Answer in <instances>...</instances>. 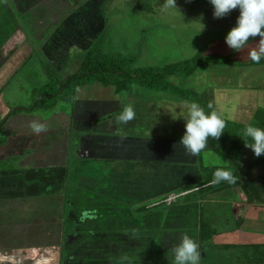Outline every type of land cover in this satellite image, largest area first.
<instances>
[{"label": "crops", "instance_id": "obj_1", "mask_svg": "<svg viewBox=\"0 0 264 264\" xmlns=\"http://www.w3.org/2000/svg\"><path fill=\"white\" fill-rule=\"evenodd\" d=\"M36 1L14 0L30 19L34 17L32 6ZM58 1L66 2L68 7L77 3L75 0ZM45 11L44 17L50 18L51 11ZM41 20L42 17L36 25L33 23V28L49 26L50 21ZM17 37L20 42L8 41L4 52L11 48L10 52L16 50L18 54L23 49V54L28 51V47L26 51L24 47L17 49L24 41L17 32L10 40ZM217 40L203 42L198 50L232 55L234 60L242 61L250 59L249 48L256 47L259 37L249 41L240 52L229 48L225 38ZM8 56L7 53L0 56V64L8 60L7 67L10 64L12 68L13 57ZM24 59L18 61L15 70ZM204 69L199 74L203 79L197 83L198 93L224 118L247 125L255 112L264 108V64H211ZM259 73L263 76L259 77ZM188 78L186 82H190ZM88 87L77 89L74 97L66 95L64 102L68 105L63 110L53 112V105L46 106L47 111L51 108L50 118L25 114L27 109H21L4 120L11 131L0 149L7 155L22 157L17 168L0 171V264H73L70 259L75 257L82 260L81 264H110L119 260L113 252L95 253L92 246L124 237V228L126 236L137 238L134 250L126 245V264H141L144 257L146 264H161V261L172 264V254L165 253H171L169 249L179 242L182 234H188L199 243L200 264L209 255L212 259H222L220 252L233 247H238L233 258L235 264H246L248 259L250 264H264V203L249 202L239 186L200 193L199 188L204 186L200 166H220L207 161L213 157V151H223L228 161L230 157L226 150L208 146L198 157L186 154L179 141L185 132L183 116L187 110L183 104L188 100L169 94L158 99L132 96L128 100L127 94L126 102L134 106L136 118L126 124L124 132L122 127L119 129L121 125L114 112L123 108L125 98L116 92L113 94L109 86L104 85L107 94L96 97L87 92L92 91ZM34 119L46 123L47 128L50 121L58 122L46 132L35 135L29 127ZM70 150L76 157L74 164L79 159L86 164L84 172L79 171L77 165L70 169ZM205 153L209 166L201 164ZM247 155H250L248 165H252L254 174L258 163L253 151ZM1 159L4 156L0 153ZM172 194L178 196L176 202L161 204L163 198ZM67 203L73 208L66 215ZM74 204L78 208H74ZM141 208L146 209L141 211ZM84 211L94 213V219L99 222H93L94 219L81 222L79 217ZM223 212L224 218L220 217ZM202 216L214 230L204 241L203 248ZM68 218L73 227L77 222L80 228L75 227L68 233V229L65 230ZM221 223L227 225L221 228ZM147 241L154 243L149 251L141 246ZM84 243H88L84 248L89 252H77ZM126 244L129 243L126 241Z\"/></svg>", "mask_w": 264, "mask_h": 264}, {"label": "rangeland", "instance_id": "obj_2", "mask_svg": "<svg viewBox=\"0 0 264 264\" xmlns=\"http://www.w3.org/2000/svg\"><path fill=\"white\" fill-rule=\"evenodd\" d=\"M49 1L51 2H48V0H37L32 6L34 8V17L30 19L26 11L17 7L14 0H0V56L4 57L5 53H7V56L12 53L13 57L10 60L13 65L12 68H10V64L7 67L8 60L0 64V146L6 142V138H8L11 131L4 124V120L7 118L6 116L16 113L17 109L26 110L24 108L32 106L25 111V114H42L50 118L51 108L50 111H47L45 109L46 105H53L55 107L53 112L67 107L68 104L64 102V97L65 94L74 96L71 93V86H68L65 91L56 97L46 98L44 101L41 100L38 105L36 104L40 93H51L55 89L54 85H52L53 80H63L68 74H74L78 71L89 48L93 51V57H97V55L102 57L101 53H107V57L116 56L122 59H126V56H132L135 60L134 63L130 64L131 68L149 65L164 66L192 58L201 51L198 48L203 42L204 44L212 43L218 38H225L230 29L235 26L239 16V9H236L223 18H214V9L209 0H176L177 9L168 10L162 8L164 0H75L77 3L72 4L70 7L65 5L66 2ZM32 7L30 6V9ZM45 10L51 11L50 18L44 17L43 13L46 12ZM41 17L43 22L46 21L48 23L50 21L49 26L33 28V23L36 25ZM202 25H204L203 30ZM15 32L21 35L24 40L17 49L20 47L23 49L24 47L26 51V47L29 48L24 54L22 52L24 49L19 51L21 54H18L16 50L10 52L12 48L8 51H3L8 41L11 43L20 42L18 37L14 41L10 40L15 35ZM30 50L33 51V54L29 53ZM100 50L101 53L99 52ZM28 53L30 56H28ZM203 53L209 54L205 53V51ZM11 55L8 57H11ZM25 57L26 59H24ZM21 59H24L21 63L22 65L20 64L19 69L15 70L14 67ZM201 70L206 69L199 67L188 78L190 82H186L187 77L183 73L178 74L180 77H168V80L182 88H190L199 92L197 83L203 79V75L199 76L200 72H202ZM260 76L263 75L259 73ZM184 83L188 84V86ZM88 86L87 89L92 88V91L87 92L96 97L102 93L107 94L102 85L96 82ZM109 88L113 94L116 92L114 84L109 85ZM118 94L123 99L125 98V100H122V104H124L122 107L126 103L129 104V102H126L127 94L130 96L128 100L132 96L134 98L152 97L158 99L159 96L166 94L171 95L173 98H182L171 91L153 89L138 83H132L127 90H123ZM122 109L114 112V116L117 117ZM57 122L50 121L48 129L56 126ZM119 126L120 130H122V127L124 129L122 131L126 132V124L119 123ZM3 150L0 149V153L4 156V159L0 160V171L17 168L22 155H7L4 153L5 150ZM251 151L249 149L246 152ZM72 154L73 151L70 150L68 160L70 169L77 165L79 171L84 172L86 164L82 163L80 159L77 164H74L76 157ZM212 155L213 157L207 160L205 159V154H203L201 164L207 166V161H212L210 164L220 166L232 164L230 158L228 161V157L223 151H213ZM217 155L222 160L217 159ZM248 160H250V155H247L246 159H244L243 168L245 170L250 165H248L250 162ZM200 167V170L205 173L203 166L201 165ZM255 170L256 172L253 175L256 174L262 179L264 177L263 166L258 163V168H255ZM131 172L134 173L136 170H131ZM69 175L72 174L70 173ZM177 198L176 194H172L163 198V203L172 204L176 202ZM137 204L141 205L140 202H137ZM73 206L78 208L76 204ZM71 208H73L72 205L67 203L66 215L69 212L71 213ZM220 214L222 218L226 215L224 212ZM97 220L94 219L93 222H99ZM224 225L226 226L227 224L221 223V228ZM75 227L76 229L80 228L77 222ZM75 227L72 226L69 218L65 221V230L68 229V233L69 230ZM124 229V237L115 239V242L102 243L100 241L101 243L98 242L96 244L98 247L93 245L91 250L95 253L109 252V254H112L113 252V255L116 256L115 258L119 260L110 261V264H126V260L121 259L126 256V245L134 250V243L137 238L134 235L126 236V228ZM126 241L129 244H126ZM77 244L79 245L80 243ZM86 244L88 243L83 244V248L78 247L77 252H89V249L84 248V246H87ZM153 245L152 241L141 244L142 248L144 250L147 249V251L152 249ZM138 246L140 245L138 244ZM237 250L238 247L223 249L220 252L222 259H212L209 258L211 257L209 255L208 258H203L202 264H235V259L233 260V258L238 253ZM165 254L169 256L171 253ZM154 255L157 257L156 252ZM71 259L70 262L74 261L73 264H81L79 261L82 262L81 259L77 260L76 257L73 260ZM146 260L147 258L144 257V260L141 259L140 263L146 264Z\"/></svg>", "mask_w": 264, "mask_h": 264}, {"label": "trees", "instance_id": "obj_3", "mask_svg": "<svg viewBox=\"0 0 264 264\" xmlns=\"http://www.w3.org/2000/svg\"><path fill=\"white\" fill-rule=\"evenodd\" d=\"M99 52L101 53V50ZM92 53V49L89 48L77 72L74 74H68L63 80H53L52 85H54L55 89L51 93H40V97L38 98L36 105H38L41 100L44 101L46 98L49 99L56 97L65 91L68 86H71V93L74 95L77 89L83 86H88L89 84L95 82H98L104 86L114 84L116 86V93L128 89L132 83H138L153 89L171 91L180 95L182 98H185L189 102L195 101L205 109L206 113H208L211 111L207 107L209 102L203 100L196 90L177 86L168 80V77L180 73L185 74L186 77H190L198 70L199 67H207L211 64L229 66H255L264 64V58H262L259 63H254L251 61V59L240 61L234 60L232 55H222L214 52L204 54L203 51H199L192 58L170 63L164 66L149 65L131 68L130 64L134 63L135 60V58L132 56H126V59H122L116 56L107 57V53H101L103 55L102 57L98 55L97 57H93L94 54ZM66 95L69 94H65V96ZM31 107L32 106L25 109L29 110ZM224 120L226 122V127L224 129L223 135L219 138V140L209 138L207 146L226 150L232 164L229 166L204 167V186L199 188L201 191L200 193H204L206 190L214 192L229 187L239 186L245 193L249 202L264 203V177L261 179L256 174L253 175L250 165L248 166L247 170L243 168V162L245 156L247 155L246 151L249 150V148H246L243 143L244 141L249 143L252 142L250 138L244 137L243 131L249 124L264 128V108L260 107L255 112L252 121L247 125L226 118H224ZM255 159L256 163H260L264 168V156H255ZM218 167L230 169L237 177V183L230 185L226 182H222L219 185H212L210 182L213 179L214 171ZM161 204L164 203L161 202ZM141 209V211H143L146 208ZM213 232L214 230L212 228V224L209 222V220L202 216L200 227L202 248L204 247V241H207ZM248 249H250V247H248ZM249 255L250 253H248V256ZM246 264H250L249 259L247 260Z\"/></svg>", "mask_w": 264, "mask_h": 264}, {"label": "clouds", "instance_id": "obj_4", "mask_svg": "<svg viewBox=\"0 0 264 264\" xmlns=\"http://www.w3.org/2000/svg\"><path fill=\"white\" fill-rule=\"evenodd\" d=\"M213 6V17L223 18L231 11L239 9V16L236 24L230 29L225 37L229 48L240 52L244 50L249 41L259 37L256 47L249 48L248 55L252 62L259 63L264 58V0H209ZM164 10L177 9L176 0H164ZM204 25H202V30ZM183 107L187 110L183 116L185 120V132L179 144L183 145L186 154L198 157L207 148L209 138L219 140L223 135L226 122L221 113L214 109L211 102L207 107L211 111L206 113L205 109L197 102L185 101ZM136 118L135 108L132 104L123 107L116 117L117 123L128 124ZM29 127L33 134L39 135L48 130L46 123L39 120H32ZM244 137L250 138L251 143L244 141V146L253 151L256 157L264 156V128L247 125L243 131ZM205 153V159H207ZM217 159L222 160L217 155ZM226 182L230 185L237 183V177L230 169L218 167L213 173L212 185H219ZM95 214L84 211L79 219L81 222L86 219H94ZM199 243L188 234H182L177 244L169 251L173 256L172 264H200L201 252ZM122 260H127L124 256Z\"/></svg>", "mask_w": 264, "mask_h": 264}]
</instances>
